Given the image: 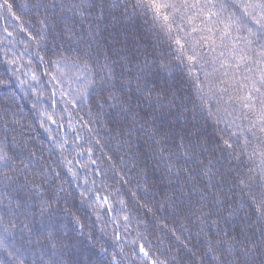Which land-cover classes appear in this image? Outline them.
Here are the masks:
<instances>
[{"label":"trees","instance_id":"1","mask_svg":"<svg viewBox=\"0 0 264 264\" xmlns=\"http://www.w3.org/2000/svg\"><path fill=\"white\" fill-rule=\"evenodd\" d=\"M130 3L0 0V147L15 159L0 168V264H262L257 140L243 155L242 140L224 146L241 121L229 129L233 117L201 108L186 66ZM105 63L123 106L94 103L100 88L75 98L76 78Z\"/></svg>","mask_w":264,"mask_h":264},{"label":"snow or ice","instance_id":"2","mask_svg":"<svg viewBox=\"0 0 264 264\" xmlns=\"http://www.w3.org/2000/svg\"><path fill=\"white\" fill-rule=\"evenodd\" d=\"M130 8L133 15L151 22L152 27L166 38L170 49L176 52L175 60L186 66L188 76L194 78L201 108L217 123L223 118L222 113L233 117L227 125L229 129L236 121H241L238 131H230L229 139L223 140L224 146L233 148L232 137L242 140L240 155H243L251 146L249 137L257 140L249 159L260 160L259 179L264 182V139L257 137V133L264 134V0H131ZM60 58L65 59L63 54ZM39 59L43 61L44 58ZM205 65L210 72L205 70ZM201 72L205 76L203 81L199 78ZM76 79L78 85L73 93L79 101L90 100L100 88L101 95L94 103L101 108L105 103L112 107L123 106L115 90V69L110 64L99 65L87 76ZM128 84V81H122L121 89ZM109 88L112 90L103 95ZM138 91L146 94L145 99L152 96L147 87L138 86ZM113 101L116 103H111ZM244 122H247L246 126ZM14 163V157L0 147V168L12 167ZM175 167V162L170 160L168 171ZM0 179L11 177L5 174ZM247 179L253 181L255 177ZM240 183L245 181L242 179ZM252 202L254 211L264 219V194ZM7 233L8 229L4 228L0 234V247L5 246ZM231 247L228 244L227 250ZM140 251H145L143 246ZM153 264L163 262L153 261ZM221 264L231 262L225 258Z\"/></svg>","mask_w":264,"mask_h":264}]
</instances>
